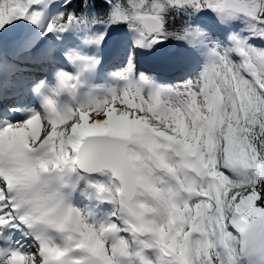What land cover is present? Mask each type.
I'll return each instance as SVG.
<instances>
[{
    "label": "snow or ice",
    "instance_id": "6c2138e0",
    "mask_svg": "<svg viewBox=\"0 0 264 264\" xmlns=\"http://www.w3.org/2000/svg\"><path fill=\"white\" fill-rule=\"evenodd\" d=\"M0 264H264V0H0Z\"/></svg>",
    "mask_w": 264,
    "mask_h": 264
},
{
    "label": "rangeland",
    "instance_id": "374dc122",
    "mask_svg": "<svg viewBox=\"0 0 264 264\" xmlns=\"http://www.w3.org/2000/svg\"><path fill=\"white\" fill-rule=\"evenodd\" d=\"M115 44L113 42H109V45L107 46V52H108V55L110 56V58L113 60V62H116L119 58H120V55L121 53L119 52V50L117 49L116 45L114 46ZM116 48V53L115 55L112 54V52L110 50ZM120 53V54H119ZM119 55V56H118ZM142 67H147V66H151L150 62H143L142 61Z\"/></svg>",
    "mask_w": 264,
    "mask_h": 264
},
{
    "label": "bare ground",
    "instance_id": "6f19581e",
    "mask_svg": "<svg viewBox=\"0 0 264 264\" xmlns=\"http://www.w3.org/2000/svg\"><path fill=\"white\" fill-rule=\"evenodd\" d=\"M114 46H115V45H114ZM115 49H116V48L110 50V51L112 52L113 55H115V53H116V50H117V49H116V50H115ZM119 54H120V53H119ZM118 56H119V55H118Z\"/></svg>",
    "mask_w": 264,
    "mask_h": 264
}]
</instances>
